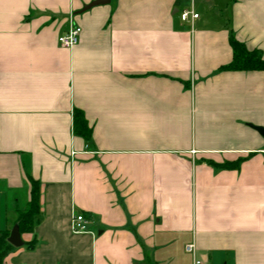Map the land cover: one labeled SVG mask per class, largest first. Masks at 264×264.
<instances>
[{"label": "crops", "instance_id": "0c3cea01", "mask_svg": "<svg viewBox=\"0 0 264 264\" xmlns=\"http://www.w3.org/2000/svg\"><path fill=\"white\" fill-rule=\"evenodd\" d=\"M92 1L0 0V229L29 177L41 216L5 264H160L181 239L264 264V70H221L231 34L264 56V0Z\"/></svg>", "mask_w": 264, "mask_h": 264}, {"label": "trees", "instance_id": "16d2710c", "mask_svg": "<svg viewBox=\"0 0 264 264\" xmlns=\"http://www.w3.org/2000/svg\"><path fill=\"white\" fill-rule=\"evenodd\" d=\"M230 44L233 49V59L228 64L223 65L221 70H264V56L261 50H250L244 43L239 41L234 34L230 35ZM74 129L77 134L82 135L85 139L91 138L92 130L85 118L82 110L76 109L74 112ZM241 160L236 162H226L221 167L235 168L239 167ZM31 182L30 200L26 207L20 212L14 224H18L21 233L34 232L35 226L40 221V183L29 177ZM10 235L9 230L0 229V264H5V258L14 246L8 242ZM30 249L35 247V241L26 243Z\"/></svg>", "mask_w": 264, "mask_h": 264}, {"label": "built area", "instance_id": "2783aa9c", "mask_svg": "<svg viewBox=\"0 0 264 264\" xmlns=\"http://www.w3.org/2000/svg\"><path fill=\"white\" fill-rule=\"evenodd\" d=\"M198 14L193 10H184L181 13V18L183 20H188L190 18H197ZM82 27L76 23H71L69 29L61 34L58 38V41L61 46L66 48H71L75 46L81 36ZM89 219L84 213H74L72 216V230L76 233H83L89 231L88 229ZM186 250L193 255V264H206V261L197 256L196 244L194 242L186 246Z\"/></svg>", "mask_w": 264, "mask_h": 264}, {"label": "rangeland", "instance_id": "374dc122", "mask_svg": "<svg viewBox=\"0 0 264 264\" xmlns=\"http://www.w3.org/2000/svg\"><path fill=\"white\" fill-rule=\"evenodd\" d=\"M17 198H19V203L17 205V207H14L12 205H10V207L8 208V215L9 217H14L15 214L17 213L16 209L19 208V207H23L27 200H28V197H27V191L26 189H23V190H20L19 192H17ZM10 197H13L14 196V193L13 192H10L9 193ZM10 203H13V201L11 200ZM4 214V212H3ZM0 214V217L4 219V215ZM1 227H4L5 224L4 223H1L0 225ZM184 245H185V242L183 241V239L179 240V241H176L174 244H173V255L172 257H169L167 255H164V260H162V262L160 264H191V260H192V254L190 253H185L184 251ZM161 253H164V252H161ZM215 264L214 262V259L210 261H206V264Z\"/></svg>", "mask_w": 264, "mask_h": 264}, {"label": "water", "instance_id": "95a60500", "mask_svg": "<svg viewBox=\"0 0 264 264\" xmlns=\"http://www.w3.org/2000/svg\"><path fill=\"white\" fill-rule=\"evenodd\" d=\"M109 0H94L89 4H86L80 12L86 11L91 7L108 2ZM256 131H258L262 136H264V127L260 125H251ZM8 242L11 243L15 247H20L24 245V240L21 236L20 227L18 224H15L11 229L10 235L8 237Z\"/></svg>", "mask_w": 264, "mask_h": 264}]
</instances>
